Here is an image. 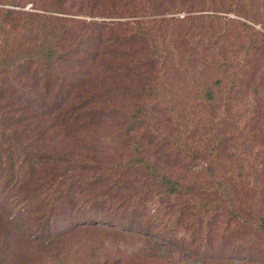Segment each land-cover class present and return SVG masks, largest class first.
Segmentation results:
<instances>
[{
	"label": "rangeland",
	"instance_id": "rangeland-1",
	"mask_svg": "<svg viewBox=\"0 0 264 264\" xmlns=\"http://www.w3.org/2000/svg\"><path fill=\"white\" fill-rule=\"evenodd\" d=\"M48 31L60 40L41 67ZM2 46L16 64L0 82L19 102L0 114L24 148L12 158L37 166L0 174V264H264V0H0ZM45 67L68 79L55 90L73 87L62 110L76 93L98 103L84 128L47 118L58 127L38 149ZM22 113L33 124L14 126ZM38 150L75 161L67 207L54 190L38 203L51 169L38 174ZM140 159L177 192L120 177Z\"/></svg>",
	"mask_w": 264,
	"mask_h": 264
},
{
	"label": "trees",
	"instance_id": "trees-1",
	"mask_svg": "<svg viewBox=\"0 0 264 264\" xmlns=\"http://www.w3.org/2000/svg\"><path fill=\"white\" fill-rule=\"evenodd\" d=\"M11 13L8 15V17H11ZM39 21H42L44 26L45 23L47 22L48 17L46 16H38L35 17ZM8 22H11V19H6L2 24H6ZM42 24V25H43ZM41 25V26H42ZM40 26V28H41ZM43 27V26H42ZM4 31V29H2ZM23 31L25 34L27 33V29L23 28ZM50 33L46 34V41L41 40L39 43L38 51L36 55L38 56V66H46L44 65L45 62H49L53 59L54 54H55V49L53 48L54 44L56 46L58 45L57 43L59 42L58 39L54 35H51L53 31H48ZM56 35V34H55ZM54 41V42H52ZM4 47H0V76L2 72L8 71L13 69L14 64H16L15 59L10 60L6 59L3 56V53L6 52ZM30 59H33L30 57ZM40 62V63H39ZM48 67V66H47ZM50 69L49 68H44V69H39L38 70V75L35 77L34 81L35 83L38 81V89L39 92H41L43 98H45V102L42 103V109L38 113V121L39 119L42 120V122L38 123H43L40 128L38 127V131L33 130V134L35 136H38L36 141L38 140V149H39V142H43L46 138L47 135L50 131H53L57 126L56 123H50V122H45L47 118H51L52 121H55L54 118L61 120L60 124H65V127L70 126L71 124H75L76 126H79L80 128H84V126L79 125L82 121H89V118H92L95 114L94 108L92 106L94 104L98 103L97 98L93 96H84L80 95L79 93L75 95V100L78 101V105L74 106L70 109L67 110H62V104L66 102V100H69L71 98V90L73 89L72 85L68 86L69 87V92L66 90H55V83L60 81L59 84L63 87L66 82L68 81L67 78H59L56 77L50 72H48ZM2 84H5V81L1 79L0 82V101L4 102L5 106H0V110L7 108L6 104V99H12L14 98V95L12 93H8V91L4 88ZM83 85H85V82H82L81 84L74 85V88H80ZM40 94V93H39ZM13 96V97H12ZM47 98L49 100L46 102ZM79 98V99H77ZM18 99H14L13 103H17ZM47 104V105H46ZM92 108V109H91ZM24 115L19 116V117H14L15 123L14 126H20L22 125L23 127L25 126V122H27L29 119H31V122L33 124V120L36 118L35 114L34 116L28 117L25 115V113H22ZM4 116L0 114V174L6 171L7 173H11L12 170H15V173H19L20 171H30L33 172L35 171V168L37 166V163L31 159L30 155H28L26 160H22L21 162L15 161L12 156L15 155V151L21 147L18 145V140H20V135L17 134L15 131H11L12 129H7L5 127V122L2 120ZM93 121L88 122L89 124H92ZM137 125V123H135ZM91 126V125H89ZM26 127V126H25ZM30 127H35L30 126ZM88 127V126H87ZM22 130V129H21ZM22 131L25 132L23 129ZM19 131L20 134L22 135L23 132ZM66 131V130H65ZM32 148L36 149V146H32ZM23 150L24 148L21 147ZM141 154V152H140ZM139 154V155H140ZM142 159H140L139 162L137 163H129L130 166H128L126 169L122 171L120 174V177L122 178L130 176L135 173V175L139 177H143L146 180H149L150 178H153L157 180L161 186L165 188V190L168 192V194H174L177 192V189L175 185L169 180L165 175L155 171V169L152 166H144L141 167L142 165ZM61 166H57L58 164H61ZM75 161L71 160L69 161L66 159L64 156L62 160H59L55 156L43 154L42 150H38V174L39 172L43 169L44 166L51 168L49 173H47L46 177H40L39 180L42 181V184L38 186V203H43L45 202V196H49L46 194V192L50 190H54L56 192V202L51 203V205L55 208H62V207H67L68 205L64 202L65 200L71 199V195L73 194V182H79V179L77 178L76 175L73 174V165ZM72 164V165H70ZM41 169L39 170V168ZM47 169V172H48ZM106 171L102 174L97 175L94 178H91L90 180L84 181V183L81 184L83 189L87 188H94L93 186L95 184H102L99 183V181L104 177L109 175V172H111V169H105ZM7 175V174H6ZM1 177V176H0ZM92 186V187H91ZM118 187H113L112 189H116ZM60 190V191H59ZM58 192H60V197H58ZM42 199V200H40ZM40 201V202H39ZM47 204L50 205V201H46ZM96 203V202H95ZM39 205V204H38ZM92 204H90L91 206ZM96 206V205H92ZM97 207V206H96ZM72 209V207H70Z\"/></svg>",
	"mask_w": 264,
	"mask_h": 264
}]
</instances>
